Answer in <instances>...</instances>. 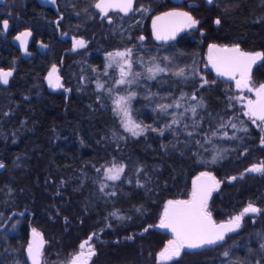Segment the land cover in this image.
Here are the masks:
<instances>
[{
    "label": "trees",
    "instance_id": "1",
    "mask_svg": "<svg viewBox=\"0 0 264 264\" xmlns=\"http://www.w3.org/2000/svg\"><path fill=\"white\" fill-rule=\"evenodd\" d=\"M226 5L218 14V36L212 38L220 44L263 49L264 0H226ZM158 6L147 9L155 14ZM148 22L149 16L141 13L136 24L118 19L104 26L89 23L93 54L76 57L73 76L66 75L63 87H48L38 71H19L9 86H0V164L4 165L0 168V225L11 213L24 212L9 223L10 227L19 223L10 238L12 264L23 262L33 229L45 242L43 264H62L81 251L87 255L88 245L83 250L78 246L89 237L95 251L89 264H157V255L169 240L154 230L162 208L169 200L188 199L191 181L202 171L219 181L207 208L215 221L240 214L249 203L260 211L244 215L240 227L220 247L182 252L167 264H264V173L246 172L264 162V126L238 114L235 102V108L229 109V87L211 72L204 71L203 80L176 77L174 67L184 68L185 74L199 67L198 46L183 40L156 44ZM126 48L132 50L131 60L140 57L167 69L155 79L141 77L136 87H130L137 90L130 115L149 126L139 136L122 127L105 96L121 78L106 66L105 56ZM97 83L103 88L97 89ZM192 94L204 102L195 117L198 127L192 126L191 113L184 111L197 103L191 100ZM176 101L181 107L170 108V115L158 108ZM171 113L177 118L184 113L178 126L165 129L163 135L151 131L171 123ZM229 120L239 126L235 130L220 127ZM241 127L247 131H240ZM222 128L235 138L211 139ZM213 156H217L215 162ZM113 165L124 169L116 181L104 176ZM101 184L107 185L103 192Z\"/></svg>",
    "mask_w": 264,
    "mask_h": 264
},
{
    "label": "snow or ice",
    "instance_id": "2",
    "mask_svg": "<svg viewBox=\"0 0 264 264\" xmlns=\"http://www.w3.org/2000/svg\"><path fill=\"white\" fill-rule=\"evenodd\" d=\"M55 3V0H52ZM209 4L213 3V0H207ZM103 17H107L108 11L116 9L124 14H128L132 10L133 0H97L93 5ZM168 17H176L181 20V26L183 27H194L197 23L191 16L186 12H171L165 14ZM157 20L162 19L157 17ZM111 23V19L108 20ZM216 23L219 24L220 20L217 19ZM8 21H3V27L7 28ZM153 27L155 31V37L157 40H167L173 38L174 32L177 29H169L164 27H157L156 21L153 22ZM22 36L30 35V33H22ZM20 39V37H17ZM141 40L144 39L143 36L140 37ZM23 43V41H22ZM75 46L85 47V41L80 39L75 41ZM209 62L215 69L218 76L225 77L228 80H234L238 91L243 92L247 90L248 92H254L256 99H248L247 103L243 105L247 110L244 115L252 119L253 123L257 121L260 125L264 126V84L259 86H254L251 84L250 71L252 66L256 63L258 59H264V54L260 52L249 53L241 51L239 46L232 48H217L216 45H210L209 47ZM213 53H220L219 55H214ZM132 54L131 49H126L125 51H117L114 53H109V61H117L120 64L121 73L120 80L117 81L118 84H132L136 82V79L140 77L141 73H131L132 64L128 57ZM167 60L168 58L165 57ZM127 66V71L124 66ZM167 69L160 67L159 64H153L147 68L149 73V79H155L158 73H164ZM57 69L53 66L52 71L48 74V82L50 87H62L60 84V78L56 76ZM130 74L133 75V79H126ZM176 77H183L187 79L185 74V69L180 68L174 73ZM11 76V72L0 71V82L7 84L8 77ZM203 80V77H201ZM204 83H207L205 80ZM203 87V84L201 85ZM103 85L97 83V89H102ZM67 91V89H66ZM111 91V90H109ZM136 96L135 92H130L127 96H120L115 101L114 111L122 116L121 123L124 129L130 132L133 136L142 135L149 126H142L136 123L130 115V102ZM181 100L184 99V94H181ZM231 99L243 100L244 97H230ZM191 100H196V104H191L185 108V112H190L193 118V127H198L199 123L195 119L197 116L198 108L204 107V102L202 99H198L195 94L191 95ZM180 108V101H176L174 104L161 103L158 105L159 110L164 115H170V108ZM172 120L171 123L165 124L163 129L151 128L153 132H159L160 135L164 134L165 129H171L173 125H179L180 120L183 119L184 113L179 114V118L175 113H171ZM230 125L232 128H236V124L231 120L227 122V125L221 123L220 127H225ZM188 125H185L187 128ZM240 131H247V128L241 127ZM188 135H193L192 132H188ZM213 136L216 135L215 132L212 133ZM227 136V133L224 134ZM235 138V137H232ZM207 142L211 143L210 138H206ZM199 143V141H197ZM261 146L264 147V136L261 137ZM217 159V156H213V162ZM4 167L0 164V168ZM123 166L109 167L106 169L104 176L105 179L110 181H116L120 179V175L123 172ZM99 172L100 169H97ZM248 173H264V162L258 165H252L246 169ZM206 178V179H205ZM242 178V177H241ZM231 180H235L236 177H231ZM219 186V181L212 177L210 173H201L196 180L193 181V188L191 193V198L188 200H169L165 205L163 215L160 219L157 227L168 229L173 235V239L169 240L164 249L158 253L157 259L163 264V262L170 261L173 257L180 255L181 250L188 249H198L206 245H215L225 239L227 233L234 232L240 227L242 217L248 213H258L259 208L255 207L253 204L249 203L243 211L230 218L226 222L216 223L213 221L211 214L207 210V201L211 192L214 188ZM107 187L106 184H101L100 191H104ZM115 195V192L110 193ZM116 216V213H112ZM118 219H123V217H117ZM147 231V229H145ZM94 235V234H93ZM33 239L28 244L27 253L28 258L31 260V264H41V245L42 241L38 238L39 233L35 229L32 231ZM91 237L88 240L82 242L78 247L80 250L85 249L88 245L87 255L83 251L79 255H76L74 259L70 261V264H89L91 256L95 255L94 249L90 245ZM264 248V244L261 245ZM225 257L229 255L226 251L223 253Z\"/></svg>",
    "mask_w": 264,
    "mask_h": 264
},
{
    "label": "flooded vegetation",
    "instance_id": "3",
    "mask_svg": "<svg viewBox=\"0 0 264 264\" xmlns=\"http://www.w3.org/2000/svg\"><path fill=\"white\" fill-rule=\"evenodd\" d=\"M215 1L213 0V3L208 6L205 0H177L176 2L134 0L132 10L128 14L109 10L107 17L102 18L103 14L93 6L97 0H55V3L52 0H0V71L11 72L8 83L0 82V86H9L8 84L13 81L19 71L25 74L38 71L42 73L44 84L50 87L48 74L55 66L57 69L55 75L60 78V84L63 87L66 77L73 76L76 57L90 58L93 54L90 47L93 37L88 36L90 33L89 23H98L100 26H104L111 24L114 19H118L120 22L136 24L141 13H145L146 17L149 16V24L155 15L174 10L188 13L197 23L194 27H185L181 34L171 42L176 43L183 40L186 44L197 45L201 59H203L201 62L206 65V68L203 69L211 72L212 77L218 79L225 86L236 88L234 80H228L215 74L208 59L210 45H216L217 48H232L239 44H220L216 38H212L213 35L218 36V28L221 24H217L216 20L219 19L218 14L222 13L212 12ZM158 4L160 11L151 14L152 10L147 8L149 6L155 8ZM109 18L111 23L108 22ZM4 20L8 21L7 28L3 27ZM22 33H30V35L22 36ZM208 33L211 34V37L207 36ZM80 39L85 41V47L75 46V41ZM241 46L242 44L239 46L241 51L264 54V47L263 49L248 50ZM250 80L251 84L255 83L258 86L264 84V59H261L260 64L253 68ZM249 120L255 124L252 119L249 118ZM9 228L11 227L8 224L0 232V264H12L10 255L12 233L9 232ZM28 242L29 233L26 246ZM79 254L80 252L76 255ZM76 255H73L69 260L74 259ZM70 261L67 264H70ZM21 264H29L25 255ZM41 264H43L42 258Z\"/></svg>",
    "mask_w": 264,
    "mask_h": 264
},
{
    "label": "rangeland",
    "instance_id": "4",
    "mask_svg": "<svg viewBox=\"0 0 264 264\" xmlns=\"http://www.w3.org/2000/svg\"><path fill=\"white\" fill-rule=\"evenodd\" d=\"M227 7V5H226V0H216L215 1V3H214V5L212 6V12L214 11V12H224L225 11V9H227L226 8ZM208 13V12H207ZM199 15V14H198ZM126 49H128V48H126ZM126 49H121V50H115V51H113V52H111V53H114V52H117V51H125ZM147 52H148V50H147ZM153 52V51H152ZM152 52H151V54H152ZM108 55H109V53L105 56L106 57V66L107 67H109V68H111L112 70H114V72H116L118 75H120V73H121V68H120V64L118 63V61H119V58H117V61H109V59H108ZM154 57H155V55H154ZM128 59L130 60V62H131V64H132V69H131V73L132 74H134V73H142L141 75H140V77L139 78H137L136 79V82L135 83H132V84H127V83H125V84H118L117 83V81H119L120 80V78L118 77L116 80H115V82H114V84H115V87L114 88H112L111 89V91H107V93L105 94V96L108 98V100L110 101V108H111V110H112V113H114L116 116H118V118H119V120L121 121L122 120V116L121 115H118L113 109H114V107H115V104H114V101L118 98V97H120V96H127L130 92H137V90L136 89H133V88H131L130 89V87H136V85H138V81H139V79L141 78V77H148L149 75H147V74H149L148 72H147V68L148 67H150V66H152L153 64H156L155 62H153V63H149L148 61H144L143 59H141L140 60V57H138L137 59H136V61H133V60H131V56L130 57H128ZM154 59V58H153ZM171 59V58H170ZM198 64H199V67L197 68V66H196V68L194 67L193 68V70H191V69H188V70H186V77H188V76H194L193 77V79H201V77H203V79L204 78H206L205 77V75L203 74V72L205 71V72H207L205 69H203V68H206V65H205V63L203 62H201V60H203V59H201V56H199L198 57ZM148 60V59H147ZM154 61V60H153ZM171 61H172V64L174 65V63H173V60L171 59ZM135 66V67H134ZM125 67V70L127 71V66L125 65L124 66ZM137 67V68H136ZM181 67V66H180ZM179 67V68H180ZM179 69H178V67L177 68H175L174 67V69L172 70V71H178ZM132 74H130L126 79H128V80H131V79H133V75ZM158 74H160V73H158ZM197 84L198 85H200L201 83L200 82H197ZM252 85H254V86H258V85H256L255 83H252ZM140 87V86H139ZM118 88L120 89V90H118ZM117 90V91H116ZM129 90H132V91H129ZM229 91L231 92V97H238V96H242V97H244V99L243 100H238V99H229L228 98V100H229V109L231 110V109H234L235 108V105H237V109H238V114H241V115H243L244 117H246V118H249L248 116H246V115H244V113H245V111L247 110L245 107H243V105L244 104H246L247 103V100L248 99H254V97H255V94H254V92H248L247 90H244L243 92H240V91H238V90H236V88H229ZM136 95H137V93H136ZM133 100V99H132ZM131 100V101H132ZM232 102H235V105H233V103ZM131 103V102H130ZM132 118V117H131ZM231 118V117H230ZM136 122V121H135ZM137 123V122H136ZM122 124V123H121ZM225 125H227V124H225ZM236 126L238 127L239 125L238 124H236ZM122 127H123V125H122ZM226 127V126H225ZM124 128V127H123ZM224 128H222V129H220L219 131L220 132H218L215 136H211L212 138L211 139H214L215 137L217 138V139H219V140H221V141H226V140H229V139H231L232 138V135L233 134H229L228 132H227V130H223ZM227 129L228 130H235L234 128H232L230 125H228L227 126ZM225 133H227V136H225L224 134ZM206 139V138H205ZM207 142V141H206ZM211 150H215V147H212L211 148ZM216 153V152H215ZM212 159H210V161H211ZM213 161V160H212ZM202 172H207V173H210L211 175H213L211 172H209V171H202ZM209 212V211H208ZM224 221V220H223ZM216 222H218V221H216ZM220 222V221H219ZM18 226H19V223L18 222H15L13 225H12V227L11 228H9V232L10 233H14L16 230H17V228H18ZM170 240V239H169ZM169 240H167L166 242H165V244H164V246L161 248V250H160V252L164 249V247L166 246V244L168 243V241ZM84 252H86V251H84ZM86 255V254H85ZM41 256H42V254H41ZM158 256V255H157ZM41 258H43V256L41 257ZM70 258H68L67 260H65V262H63L62 264H67L70 260H69ZM158 260V259H157Z\"/></svg>",
    "mask_w": 264,
    "mask_h": 264
},
{
    "label": "water",
    "instance_id": "5",
    "mask_svg": "<svg viewBox=\"0 0 264 264\" xmlns=\"http://www.w3.org/2000/svg\"><path fill=\"white\" fill-rule=\"evenodd\" d=\"M133 1H134V0H133ZM170 1H172V2H176L177 0H170ZM205 2H206V4H207L208 6H210V4L207 2V0H205ZM112 10H114V11H118V10H116V9H112ZM171 12H180V11H174V10H172V11L163 12V13H160V14L155 15V16L150 20V23H149V32H150L151 40H152L154 43L159 44V45H163V44L169 43V42H171L172 40H174L176 37H178V36L181 34V32L185 29V27L181 26V20H180L179 18H176V17H168V16L165 15L166 13H171ZM188 15H189V14H188ZM189 16H190V15H189ZM157 17H161L162 19L157 20V19H156ZM154 21H156V25H157V27H164V28H169V29H173V28H174V29H177V30L174 32V36H173V38H170V39H167V40H157L156 37H155V31H154V27H153V22H154ZM216 54L219 55L220 53H216ZM260 62H261V59H258V60L256 61V63H255V64L252 66V68H251L250 74H251L253 68H254L255 66H257L258 64H260ZM214 72H215V74L217 75L215 69H214ZM201 173H204V172H199L198 174H196V175L193 177V179H192V181H191V193H192V188H193V181L196 180V178L199 177V176L201 175ZM211 176L214 177L213 175H211ZM205 179H206V178H205ZM217 190H218V187L214 188V190L211 192L210 196L208 197L207 208H208V206H209L210 201H211L212 198H213V194H214ZM191 193H190V197H189L188 199L191 198ZM188 199H177V200H188ZM166 204H167V202L164 204V206H163V208H162V211H161V214H160V218H159V221H158L157 225H158L159 222H160V219H161V217H162V215H163L164 208H165V205H166ZM255 214H256V213H248V214H246V215H252V216H253V215H255ZM23 216H24V212H21V213L13 212V213H11V214L9 215L8 219H7V220L4 222V224L0 227V232L4 230V228L10 223V221H11V219H12L13 217L22 218ZM234 216H235V215H234ZM232 217H233V216H232ZM232 217H230V218H232ZM230 218H228V219H226V220H224V221L216 222V221L213 219V217H212L213 221L216 222V223L226 222V221H228ZM157 225L154 227V230H155L156 232H158L159 234H162V235H167V236L169 237L170 240L173 239V235H172V233H171L170 230H168V229H164V228H159V227H157ZM32 231H33V230H29V242H28V244H29V243L32 241V239H33ZM236 231H237V230H236ZM236 231H234V232H236ZM36 232L39 233L38 231H36ZM234 232L227 233L226 236H225V239H224L223 241H221V242L215 244V245H206V246H204V247H202V248H198V249H188V248H185V249H182V250H181V253H182V252H187V253H200V252H203V251H207V250H212V249L218 248V247H220V246L225 242L226 238H227L228 236H230L231 234H233ZM38 238L42 241V245H41V254H42V249H43V247H44L45 242H44V239H43V237H42V235H41L40 233H39V237H38ZM85 241H86V240H85ZM166 245H167V244H166ZM27 247H28V245H27L26 248H25L24 255H25L26 261H27L29 264H31V260L28 258ZM181 253H180V255H181ZM180 255L177 256V257H173L172 259H178V258L180 257ZM172 259H171V260H172ZM168 262H169V261L163 262V264H167ZM157 264H161V262L157 260Z\"/></svg>",
    "mask_w": 264,
    "mask_h": 264
}]
</instances>
